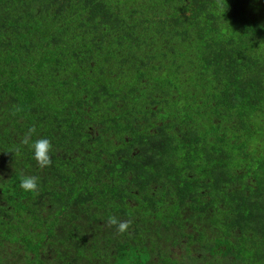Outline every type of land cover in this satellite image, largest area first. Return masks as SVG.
Wrapping results in <instances>:
<instances>
[{
  "label": "trees",
  "instance_id": "1",
  "mask_svg": "<svg viewBox=\"0 0 264 264\" xmlns=\"http://www.w3.org/2000/svg\"><path fill=\"white\" fill-rule=\"evenodd\" d=\"M0 264H264V0H0Z\"/></svg>",
  "mask_w": 264,
  "mask_h": 264
},
{
  "label": "clouds",
  "instance_id": "2",
  "mask_svg": "<svg viewBox=\"0 0 264 264\" xmlns=\"http://www.w3.org/2000/svg\"><path fill=\"white\" fill-rule=\"evenodd\" d=\"M29 131L31 132L32 130L30 129ZM51 148V142L47 138H39L31 145L33 158L37 162L38 166L46 167L51 163ZM20 186L25 192H35L39 186L38 178L36 176H22ZM108 223L116 226V230L119 233H125L130 226L128 221H118L114 216L109 217Z\"/></svg>",
  "mask_w": 264,
  "mask_h": 264
}]
</instances>
